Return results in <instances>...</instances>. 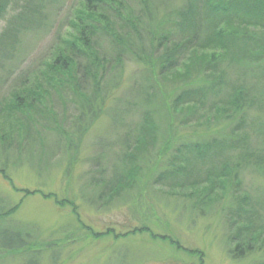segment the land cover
<instances>
[{
  "label": "rangeland",
  "instance_id": "obj_1",
  "mask_svg": "<svg viewBox=\"0 0 264 264\" xmlns=\"http://www.w3.org/2000/svg\"><path fill=\"white\" fill-rule=\"evenodd\" d=\"M153 1L168 10H178L186 3ZM83 2L43 0L41 12L33 15L36 23L25 25L13 43L7 44L5 37L12 9L21 12L22 6L11 5L0 21V170L6 171V175L0 173V264H264L263 72L259 77L258 72L243 74L227 68L229 75L216 93L188 106L187 110L197 111L191 124H181L186 116L177 113L175 127L162 129L161 139L148 156L154 159L167 143L169 154L152 165L149 175L148 168L140 164L142 172L132 180L124 172L135 165L125 157L140 136L147 107L134 89L138 83L143 91L148 83L142 67L131 59L125 60L121 72L125 85L116 93L108 114L85 136L79 150L71 151L73 154L65 152L68 140L65 144L62 136L73 130L77 115L76 98L67 85L52 90L43 101L48 114H27L30 129H25V116H10L7 108L13 93L24 92L26 85L37 90L42 81L37 75L49 64L54 50L64 41L76 39L69 20L84 9ZM96 45L106 59L115 57L108 37H100ZM260 66L264 70V65ZM168 87L170 94L175 91L171 84ZM237 88L250 89L253 97L244 113H237L227 103ZM180 92L176 90L171 97ZM134 98V111L123 114L122 109ZM224 110L235 120H225L224 114L220 115ZM2 141L12 142V149ZM211 143L217 147L206 162L199 161L196 147L206 151ZM231 166L239 168V189L227 182L223 189L218 185L208 193L213 178L210 172L233 171ZM170 172L175 173L169 176ZM248 195L255 206L250 225L258 231L257 240L252 243V254L234 259L230 253L237 243L228 238L236 230H230L227 215L233 216L237 199L242 201ZM10 210L12 214L6 215ZM135 230L147 231L131 234Z\"/></svg>",
  "mask_w": 264,
  "mask_h": 264
},
{
  "label": "trees",
  "instance_id": "obj_2",
  "mask_svg": "<svg viewBox=\"0 0 264 264\" xmlns=\"http://www.w3.org/2000/svg\"><path fill=\"white\" fill-rule=\"evenodd\" d=\"M83 3L84 9L72 21L69 20L72 31L77 34L76 39L64 41V45L57 47L52 53L49 64L40 69L37 78L43 82L37 84L38 91L29 85L23 86L22 90L25 91L14 92L7 109L12 117L25 116V129H30L27 114L31 111L44 116L48 114L46 106L42 108L43 101L52 95V90H63L67 85L66 88L71 89V96L76 98L77 115L71 125L73 130L63 132L62 136L65 144V140H68L65 152L73 154L71 151L79 150L85 136L108 114L116 93L125 85L121 74L125 60L131 59L142 67L148 83L143 86V91L142 88L138 89V83L134 89L137 90V95L144 97L143 104L147 107L142 113L140 136L125 157L135 165L134 169L130 167L124 172L131 180L142 172L140 164L148 168L146 175H149L152 165H157L169 154L171 147L167 143V147L164 146L154 159L148 156L150 148L161 139L162 129L175 127L177 118L174 117L177 113L178 116H186L181 119V124H191L197 111L187 110L188 106L205 100L212 92L216 93L223 79L229 75L227 68L229 71L235 68L243 74L258 72L259 77L261 72L264 74L260 66L264 65V0H186L184 7L178 10L164 9V6L154 4L153 0H84ZM43 4V0H0V21L6 18L11 5L22 6L21 12L12 9L14 14L9 21L10 31L8 34L7 30L8 35L5 37L9 40L7 44L13 43L19 32L25 30V25L30 27L36 23L33 15L41 12L39 10H42ZM100 37L111 40L115 57L106 59L102 56L96 45V40ZM227 63L229 67H225ZM162 83L166 84L161 85ZM168 84L175 91H181L175 98L171 97L175 95V91L170 94ZM196 99L200 100L195 101ZM252 99L250 89L237 88L227 103L233 105L237 113H244ZM135 108L134 98L127 102L121 112L128 114ZM223 114L225 120H235L234 115L228 111L220 113L221 116ZM156 117H159L160 122H157ZM5 142L2 141V144H6ZM233 142L238 143V140ZM122 143L130 148L127 140ZM6 145L10 150L13 147L12 142ZM213 145L211 143L205 147L206 151L197 146V159L206 162L209 154L217 147ZM231 167L233 171L223 168L210 172V177L213 178L208 193H212L211 190L218 185L223 189L227 182L231 188L239 189L241 183L236 176L239 168ZM0 173L6 175V171L0 170ZM174 173L170 172L168 175L172 176ZM201 201L205 204L207 199L203 198ZM233 209L234 218L230 213L227 217L230 230L236 231L228 239L237 243V249L232 250L230 256L244 259L254 252L255 246L252 243L257 240L258 231L250 225L255 206L248 195L242 201L237 199ZM12 212L10 210L6 215ZM241 224L243 226L238 228ZM138 231L144 233L147 230H135L131 234ZM171 244L183 250L174 240H171ZM197 254L202 256L199 252Z\"/></svg>",
  "mask_w": 264,
  "mask_h": 264
}]
</instances>
